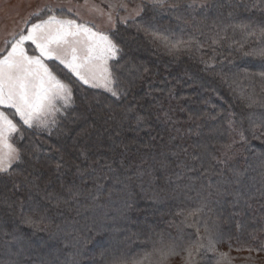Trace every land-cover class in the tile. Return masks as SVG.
<instances>
[{"label": "trees", "instance_id": "16d2710c", "mask_svg": "<svg viewBox=\"0 0 264 264\" xmlns=\"http://www.w3.org/2000/svg\"><path fill=\"white\" fill-rule=\"evenodd\" d=\"M131 1L141 5V14L108 32L122 49L118 61H111L117 96L84 85L49 61L72 88L73 102L57 115V123L48 130L28 129L7 110L23 133L15 137L23 163L14 164L11 175L0 174V224L6 222L25 246L23 255L11 259L51 264L58 257V264H70L79 250L78 264H264V188L259 185L264 135H252L264 132V107H249L247 100L251 95L264 101V58L251 55L264 40L245 39L234 27L241 22L264 26L262 0H195L203 8L186 7L192 0H164L162 7ZM209 153L230 157L226 167L215 166L225 181L237 168L246 173V184L255 176L256 185L237 194L228 183L217 196L214 188L201 186L198 173L176 181L179 160L202 154L207 161ZM104 163L115 170L103 181L105 189L112 188L115 176L138 167L152 168L156 179L150 190L134 192L126 215L113 212L104 229L90 231L85 225L91 226V219L77 215L84 197L71 200L68 189L87 193L96 179L93 168L99 172ZM21 203L25 211L34 205L45 210L41 227L47 231L19 223ZM204 222L214 225L218 236L211 251ZM69 224L77 231H60ZM9 239L0 233V264H8L2 245Z\"/></svg>", "mask_w": 264, "mask_h": 264}, {"label": "snow or ice", "instance_id": "6c2138e0", "mask_svg": "<svg viewBox=\"0 0 264 264\" xmlns=\"http://www.w3.org/2000/svg\"><path fill=\"white\" fill-rule=\"evenodd\" d=\"M153 4L162 7L164 0H153ZM262 5H264V0H262ZM176 6L172 5V7ZM186 7L203 8L206 5L196 4L195 0H192V3ZM58 11L61 14L65 12L72 14L71 8L60 7ZM41 12L47 18H43ZM53 13V7L48 5H45V8L39 12L33 13L32 15L37 18L36 21L29 24V21L26 20L25 26L20 31L11 33V39L5 41L4 52L0 54V174L11 175L13 164L23 163L21 150L12 142L14 134L22 137L23 133L21 127L10 118L5 109L13 110V115L18 117L22 125L27 126L28 129L48 130L57 123V114L66 111L73 102L71 86L61 80L53 67H50L46 61H55L63 65L84 85L103 88L113 96H117V92L112 87L116 82V77L113 65H110L109 62L118 61L119 54L122 52L119 45L107 33L94 30V26H89L85 22L78 23L77 19L62 18V15ZM75 15L79 14L75 13ZM230 27L233 26L230 25ZM234 27L245 33V39L257 37L264 40V26L241 22ZM153 35L157 34L153 33ZM32 46H34L33 54H29V48ZM251 55L264 58V46L253 49ZM260 76L264 78V73H260ZM247 100L249 107L255 104L264 107V101H260L254 96H248ZM140 119L142 117H137L138 121ZM252 124L255 127V121H252ZM252 135L254 138H259L264 135V132L257 134L253 131ZM240 137L242 141L246 140L243 132L240 133ZM181 151L187 153L186 148H182ZM174 154L178 155V153ZM225 157L226 159L221 160L209 153L206 161L202 154H188L186 160H179L177 163L180 171L175 173L176 181H180L184 177L192 180L193 177L190 174L198 173L196 179L204 181L201 186L207 189L214 188L217 196L227 191L228 183L236 186L237 194H246L243 192L244 188L250 185L255 186L256 177L249 176V183L246 184L244 180L246 173L233 168L231 170L233 179L225 181L223 173L218 172L215 167H226L227 159L230 157H227V153H225ZM262 164H264V156H262ZM100 167L99 172L93 168L91 175L96 179L93 188L87 193L78 187L75 190L68 189L71 200L84 197L86 203L77 210V215L84 216L86 220L91 219V226L85 225V228L90 231L104 229V222L109 218H114L113 212L120 216L126 215L127 211L134 206V192L137 189L141 192L150 190L156 179L152 168L138 167L133 172L126 171L123 176H115L112 188L105 189L102 186L103 181L112 178L115 170L109 163H104ZM80 175L83 179L84 170H80ZM259 175V185L264 188V166L261 167ZM212 176H218L219 179L213 182ZM169 182H172L171 179ZM105 192L107 195L102 202ZM114 195L119 199L114 201L112 199ZM206 195L211 196L212 192L209 191ZM71 200L65 201V203H70ZM97 209L101 211L97 213ZM44 211L39 205L29 206L25 211L21 203L19 223L47 231L46 226L41 227L47 220L46 215L43 214ZM89 213L92 214L91 217H89ZM204 227L208 233L206 250L211 251L218 236L214 238V225L209 227L207 222H204ZM69 229L77 231L75 224L66 225L60 231ZM196 231L199 232V229L197 228ZM0 233L5 237H11L9 240H4L2 245L5 255L9 256L8 264H18L11 257L24 254L23 241L19 239L15 231L10 232L6 229V222L0 224ZM79 255V250L72 253L70 264H78L76 257ZM40 264H49V262L41 260ZM51 264H58V257Z\"/></svg>", "mask_w": 264, "mask_h": 264}, {"label": "rangeland", "instance_id": "374dc122", "mask_svg": "<svg viewBox=\"0 0 264 264\" xmlns=\"http://www.w3.org/2000/svg\"><path fill=\"white\" fill-rule=\"evenodd\" d=\"M41 1L37 0L38 3H42ZM140 1L153 2V0ZM13 2H18V0H0V5L8 4L10 6ZM51 2L53 8H71L72 14L76 17L78 23L85 22L89 26H94V30L107 34L108 31L115 29L117 24L134 19L142 12L141 5L131 0H70L66 2L51 0ZM14 7L12 6L11 9L7 7V9L2 10L0 13V54L4 52L5 41L11 39V33L20 31L25 26V21L30 17L25 8L16 7L14 9ZM75 13L79 15L76 16ZM26 47H28L27 44ZM33 51L34 46L29 48V54H33ZM46 62L48 63L49 61ZM109 63L111 65V61ZM96 89L106 91L103 88ZM7 110L11 109H5V111ZM16 135L14 134L12 137L14 145Z\"/></svg>", "mask_w": 264, "mask_h": 264}, {"label": "crops", "instance_id": "0c3cea01", "mask_svg": "<svg viewBox=\"0 0 264 264\" xmlns=\"http://www.w3.org/2000/svg\"><path fill=\"white\" fill-rule=\"evenodd\" d=\"M50 1L51 0H42L41 1L42 3H38L37 0H18V2H13L12 5L10 6H8V4L0 5V13L2 10L7 9V7H9L10 9L12 6H15L14 9H16V7L25 8L27 13L30 14L29 15L30 17L28 18V21H29L33 17L32 15L33 13L39 12L41 9H44L45 5L51 6L52 2L50 3ZM20 11H23V10H20Z\"/></svg>", "mask_w": 264, "mask_h": 264}]
</instances>
